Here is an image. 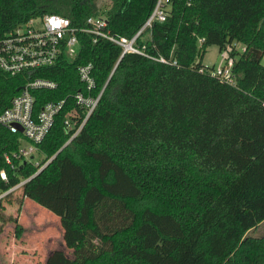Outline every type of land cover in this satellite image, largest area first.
<instances>
[{"label": "trees", "instance_id": "16d2710c", "mask_svg": "<svg viewBox=\"0 0 264 264\" xmlns=\"http://www.w3.org/2000/svg\"><path fill=\"white\" fill-rule=\"evenodd\" d=\"M158 2L0 0V36L50 14L79 29L77 54L31 78L57 84L34 92L38 111L67 99L37 146L45 168L36 157L8 166L22 135L0 124V194L27 181L0 199V235L24 233L25 200L55 214L62 247L41 264H264V237L249 235L264 222V0H164L165 20L136 40L142 54L81 31L101 16L131 39ZM212 46L232 48L233 84L203 64ZM88 63L92 94L104 91L72 138ZM24 82L0 72V114Z\"/></svg>", "mask_w": 264, "mask_h": 264}, {"label": "built area", "instance_id": "2783aa9c", "mask_svg": "<svg viewBox=\"0 0 264 264\" xmlns=\"http://www.w3.org/2000/svg\"><path fill=\"white\" fill-rule=\"evenodd\" d=\"M164 0H159L154 12L145 23L144 27L131 39L116 37L105 32L107 20L104 17H90L87 20V28L81 31L92 33L96 37H102L122 47L123 54L128 52L142 54L136 47V40L142 32L150 27L157 19L165 20L162 10ZM78 28L72 26L68 18L60 15L50 14L43 17L31 19L28 23L20 25L12 31L0 36V72L9 77H22L25 79L23 85L18 89L7 108L0 114V124L8 128L12 133L22 135L21 144L16 151L5 154V161L8 166L14 167V161H28L36 156L37 146L48 135L54 126L57 115L63 110L67 99L55 102H47L41 110L36 109L34 92L39 90H54L57 84L45 79H31L35 71L55 65L63 52L69 57H74L79 48L77 37ZM95 42L97 39L94 40ZM242 47V46H241ZM232 48L228 46L221 53V63L213 70V75L233 84L235 78L232 74L234 58L231 56ZM165 62L164 59H161ZM94 66L92 63L82 65L78 68L79 80L85 87V92H77L74 100L77 105L85 111V117L81 126L72 136L75 137L85 125L89 117L97 108L104 88L97 96L92 92L96 88V81L93 75ZM20 128L23 131H20ZM36 166L39 171L49 163ZM3 180H7V173L0 172ZM25 182L11 188L9 191L0 194V199L8 193L20 188Z\"/></svg>", "mask_w": 264, "mask_h": 264}, {"label": "rangeland", "instance_id": "374dc122", "mask_svg": "<svg viewBox=\"0 0 264 264\" xmlns=\"http://www.w3.org/2000/svg\"><path fill=\"white\" fill-rule=\"evenodd\" d=\"M108 1L95 0L99 7H103ZM221 60L218 46L209 47L202 59L203 64L215 67L219 66ZM35 157V163L42 162V155L36 153ZM14 214L17 213L14 212ZM22 214L21 220L25 230L19 238L15 236L14 225L8 226L5 234L0 235L1 264L3 262L6 264L5 258H7V263L11 264H41L50 250L62 247V229L59 218L55 214L31 200H28V203L23 206ZM263 229L259 228L250 232L249 235L262 237Z\"/></svg>", "mask_w": 264, "mask_h": 264}, {"label": "crops", "instance_id": "0c3cea01", "mask_svg": "<svg viewBox=\"0 0 264 264\" xmlns=\"http://www.w3.org/2000/svg\"><path fill=\"white\" fill-rule=\"evenodd\" d=\"M240 47H241V45H240ZM28 203V200H25V202H24V205H26ZM23 209V208H22ZM23 216V214H22V211L20 212V216H18L19 217V223H21L22 224V220H21V217ZM52 216V215H51ZM55 218V217H54ZM38 220V222H39V219H37ZM56 220V219H55ZM263 225H264V222H262L257 228H255L254 230H252V231H250V232H253V231H256L257 229H259V228H264L263 227ZM46 227H48V226H46ZM46 227H45V229H46ZM262 237H264V229H263V236ZM1 245H2V242H1ZM51 251V250H50ZM49 254V253H48ZM5 260H6V264H11V263H7V258H5Z\"/></svg>", "mask_w": 264, "mask_h": 264}, {"label": "water", "instance_id": "95a60500", "mask_svg": "<svg viewBox=\"0 0 264 264\" xmlns=\"http://www.w3.org/2000/svg\"><path fill=\"white\" fill-rule=\"evenodd\" d=\"M20 131L22 132L23 131V129L22 128H20ZM34 159V157H31V160H33Z\"/></svg>", "mask_w": 264, "mask_h": 264}]
</instances>
